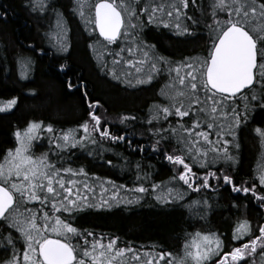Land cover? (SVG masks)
I'll return each mask as SVG.
<instances>
[{
    "label": "trees",
    "instance_id": "16d2710c",
    "mask_svg": "<svg viewBox=\"0 0 264 264\" xmlns=\"http://www.w3.org/2000/svg\"><path fill=\"white\" fill-rule=\"evenodd\" d=\"M89 1L88 13L94 24L93 5L97 0ZM31 3L32 0H0V104L12 99L16 101L12 108L0 111V162L9 149L15 148L17 130H25L32 121L42 122L40 136L33 141L30 154L47 153L56 168H71L72 173L61 172L60 175L65 181H76L71 185L72 198L80 196L86 200L79 201L83 206L74 214L53 211L51 199L47 204L25 201L26 207L37 216L48 211L50 215H61L62 219L72 223L79 234L66 242L78 248H82L86 239L90 246L92 239L108 243L115 238L117 247L135 249L139 255L150 252L157 261H160L159 254L164 253L160 264H169L182 257L185 244L190 243L196 233L213 234L222 241L220 250L207 264H218L224 253L259 235V226L264 225V200L258 198L264 196V184L259 181V170L264 167V136L256 129L264 130V105L245 111L246 103H259L251 99L252 93L258 97L261 94L259 79L253 88L237 95L234 102L225 101L226 110L231 113L233 108L238 109L243 121L235 128V135L226 130L228 124L225 123V134L223 138L219 137L217 133L221 129L207 128V123L212 121L203 116L199 117V127H194L193 122L198 118L196 112L179 117L173 111L165 116L161 109L159 118H153L158 106L169 103L161 90L173 82L177 76L176 68L181 66L180 75H184L187 69L182 67L183 63L192 62L191 58L208 59L217 36L214 21L219 19L222 24L227 13L217 9L213 16L214 0H189L188 7H184L181 0H135L139 8L152 3L165 5L164 11L155 13L154 22L148 20L152 15L151 8L147 13H138L141 24L129 43L148 51L157 68L148 73L153 76L151 81L146 78L145 83H137V76L128 75L118 66L113 71L110 65L101 61L96 49L92 48L94 40L100 38L95 30L89 32L84 28L76 7L77 0H46L49 22ZM173 5L180 8L179 19L165 22L163 17L167 12L177 14ZM58 12L62 13L66 28V46L67 40L73 38L66 51L60 50L50 35ZM176 22L179 28L173 26ZM150 35L158 40L157 49L151 43ZM119 39L113 43L101 39L106 42L103 51L111 50ZM104 57H110L109 51ZM159 57L165 60L160 62ZM25 58L29 61L27 68L23 66ZM25 70L28 73L23 79ZM70 84L73 87H69ZM244 95H248V101L243 99ZM198 96L202 103L194 108L212 105L211 100L203 103V88ZM97 100L99 104L90 107ZM91 112L101 117L100 126H95V133L90 138L95 143L86 147L79 143L67 148L57 147L53 141L65 131L74 130L77 140L82 137L79 126L89 121ZM215 123L219 125L220 121ZM48 124L53 126V132L47 131ZM184 127L193 128V133L208 132L212 143L194 134L188 139L189 134L182 131ZM103 131L110 135L102 136ZM225 139L230 141L228 145H224ZM185 140L188 143L198 141L193 147L207 150V161L199 152H187ZM225 147L235 160L212 162L214 156L222 155V151L216 153L214 149ZM168 155L184 156L185 163L192 166V183L201 185L199 189L190 188L179 179L184 166L169 161ZM81 168L83 173L79 171ZM209 172L217 175L209 176V186H204L203 178ZM225 175L231 176L232 182L226 183ZM253 184L255 192L233 190V185L251 189ZM141 186L145 192L139 191ZM101 187L102 194L99 195ZM169 189L173 191L169 193ZM177 193L182 194V199L176 198ZM157 196L163 199L158 200ZM105 201L111 207L104 204ZM244 220L250 223L252 231L236 240L234 229ZM38 222L43 224V220ZM9 235L18 256L25 247L19 231L9 221L1 219L0 264L14 252L13 245L8 243ZM48 235L62 238L56 233ZM126 255L130 260L132 253ZM141 258L147 260L149 257ZM236 264H264L261 248L252 257Z\"/></svg>",
    "mask_w": 264,
    "mask_h": 264
},
{
    "label": "snow or ice",
    "instance_id": "6c2138e0",
    "mask_svg": "<svg viewBox=\"0 0 264 264\" xmlns=\"http://www.w3.org/2000/svg\"><path fill=\"white\" fill-rule=\"evenodd\" d=\"M184 7H188L189 0H181ZM86 0H77V10L81 16H84V8ZM33 8L43 11L47 4L46 0H32ZM177 13L179 19L180 8L172 6ZM151 8L152 15L148 16L150 22H154L155 13L164 11L165 5H156L152 3L144 8H139L135 0H99L95 4V25L98 26L100 35L105 37L109 42L115 41L122 32L127 35L129 31L135 32L141 22L138 19V13H147ZM213 16L216 15V10H222L227 13V19L214 21L215 31L217 36L213 42L210 59L200 61L199 58H191L192 62L183 63L182 67L187 69L184 75H180L181 66L176 68L177 76L173 78V82L168 84L165 89L161 90V95L165 96L169 103L167 105L158 106L153 118H159L162 112L165 116L173 111L179 117H187L190 112H196L197 120L193 122L194 127H199L203 116L205 119L212 122L207 123V128L219 127L221 130L217 135L223 138L225 131H230L235 135V128L243 121L239 115V111L233 108L231 113L226 109V100H233L241 94L242 91H248L253 88L259 79L261 84V94L259 97L251 94L252 100H258V104H245V111L254 109L264 105V0H214L212 5ZM126 14V15H125ZM169 17H172L171 11L167 12ZM58 27L62 22V13H57ZM135 21V22H134ZM163 22V21H161ZM195 23V21H194ZM180 27L179 24L176 25ZM188 31L187 28L184 29ZM59 39V37H58ZM60 50L66 51L63 41L60 42ZM132 51L131 48L128 49ZM145 59H149V52L144 51ZM164 57H159V61H164ZM145 61H141L144 63ZM29 61L27 58L23 61V66L27 68ZM117 63V61H113ZM129 65L134 63L133 60L126 61ZM157 63L151 64L152 72H155ZM115 71V69H113ZM142 71L137 68V73ZM171 71V70H169ZM119 78V77H117ZM153 76L147 75V81H151ZM178 81V85L176 83ZM145 80L138 79L137 83H145ZM73 87V85H69ZM203 88L206 104L208 100L213 101L211 106L194 108V105L202 103L198 96L200 89ZM220 97L219 100L216 97ZM243 99L248 101V95H244ZM16 103L15 99L9 100L0 104V111H4L13 107ZM99 101L90 104V107L98 105ZM179 105V106H177ZM223 105V107H221ZM90 116L95 121L97 127L100 126L101 117L95 112H91ZM219 120L217 125L215 121ZM228 124L225 130L224 125ZM42 122L32 121L23 131L17 130L15 136L18 140V146L15 149H9L0 162V218H3L16 228L25 241V247L22 251L23 264H129L126 254L132 253L131 260L138 261L139 264H160L164 259V253H160V261L153 259V254L150 252L144 253L149 258L143 260L139 254H136L135 249L119 248L115 238L109 240L107 244L101 241H92L91 247L88 246L87 239L82 246V254H78V247L69 242L72 236L78 235V229L66 219H62L61 215H50L48 211H44L42 216L28 209L25 201H40L47 204L51 199V206L55 212H67L74 214L83 205L79 203L81 200H86V197H73V187L76 184L74 180L65 181L60 175L61 172L72 173L71 168H56L49 160L48 154L43 153L40 156L30 154L33 146V141L39 138ZM79 127L85 132L89 130V124L85 121ZM47 131L53 132V126L47 125ZM175 132V129H172ZM184 133L198 137L202 136L209 144V133L201 131L193 133V128H182ZM257 132L264 136V130L257 128ZM102 136L110 135L107 131L101 132ZM118 139L117 137H112ZM85 138L81 137L77 140L74 135V130H68L62 133L61 138L53 141L58 147L67 148L70 145L83 143ZM122 139V137H119ZM95 143V141H93ZM198 141L188 143L185 140L187 152H199L207 161L208 151L203 148H194L193 145ZM229 140H224V145H228ZM216 153L222 155L214 156L213 161L223 159L225 161H234L228 148H215ZM199 156L196 159L199 160ZM169 161H174L184 166V171L179 174V179L184 181L190 188L196 187L199 189L201 185L193 184L194 174L192 166L185 163L184 156L168 155ZM81 173L84 169L79 170ZM215 172H209L203 178V185L209 186V176H216ZM15 178V179H14ZM223 180L226 183L232 182V177L225 175ZM259 181L264 184V167L259 170ZM6 185H10L6 186ZM156 185H153L155 188ZM84 188H88L85 184ZM11 189V190H10ZM234 191L255 192L256 186L252 188H239L233 185ZM140 192H145L144 187L139 188ZM173 190L169 189V193ZM15 193V194H14ZM39 193V194H38ZM66 193V194H65ZM51 194V196H49ZM176 198L182 199V194L177 193ZM264 200V196L258 197ZM158 200L163 199L157 196ZM119 203L120 201L117 200ZM131 203V201H128ZM111 207L107 201L104 202ZM23 209V210H22ZM43 220V224L39 223ZM51 222V223H50ZM259 235L239 247L234 248L231 252L224 253L223 257L218 261V264H228L229 258L232 264L241 261L251 253H256L258 248H261V255L264 256V225L259 226ZM252 231L251 225L247 220L238 222L237 228L234 229V239L239 240L241 237L247 236ZM48 233H56L61 236V239H53ZM8 243L13 245V255L4 264H21L18 259L19 253L15 250V245L11 235H9ZM222 241L218 236L213 234L196 233L190 243L185 244V253L182 257H177L169 264H207L209 260L220 250ZM167 255L171 256L172 253Z\"/></svg>",
    "mask_w": 264,
    "mask_h": 264
},
{
    "label": "rangeland",
    "instance_id": "374dc122",
    "mask_svg": "<svg viewBox=\"0 0 264 264\" xmlns=\"http://www.w3.org/2000/svg\"><path fill=\"white\" fill-rule=\"evenodd\" d=\"M89 7H90V1L86 0V5H85V8H84V16L82 17L80 12H78V14H80V16L82 18V23H83L84 28L85 29L87 28V30L89 32H92L94 30V24H91V19H90L91 16L88 13V8ZM39 12H40L39 13L40 16H42V18L44 20H46V22H49L50 13L47 12L45 9L43 11L39 10ZM176 17H177V14L172 15V17L164 15L163 18H164L165 22H172L173 21L172 18L174 20H177ZM92 20H93V17H92ZM165 22H163V23H165ZM176 23H174L173 26L178 24V23L177 24ZM51 27H52V30L50 31V35L53 38V40L55 41L56 45L60 46V42L63 41L64 47L70 48L71 45H72L71 40L73 38L70 37V39L67 40V46H66V41H65V35H66L65 34V29L66 28L64 26V23L61 22L59 27H58V18H54V21L52 22V26ZM144 35L146 36L148 34L146 32H144ZM58 37H59V39H58ZM67 37H68V35H67ZM133 37H135V32L129 31V33L127 35H125L122 32L121 36L119 37L120 39L118 38L119 40L117 42V45L115 47H113L111 50L105 49L103 51V45L105 47L106 46V44H105L106 42L102 41L101 38L98 39V40H94V42L92 43V48L94 50L96 49V52L100 56L101 61L103 63H106L107 65H110L111 69L116 68V66H118V68L120 70H124L128 75H131L133 77L137 76L138 79H142V80L146 81L147 74L149 73V71H151V64L154 62V60L151 58V56H149V59L146 60L144 55H143L144 50H141L140 46H138V45L129 43ZM150 39H151V43L153 44L154 48L157 49L156 47H157L158 40L156 39V37L154 35H150ZM72 42H73V40H72ZM110 43H113V42H110ZM53 46L55 47V45H53ZM129 48L132 49L131 52L128 51ZM107 50L109 51V54H110V57H108V58L104 57L105 53L108 52ZM114 60L117 61V63L114 64L113 63ZM128 60H133L134 63L132 65H129L128 63H126V61H128ZM141 61H145V62L141 63ZM137 68H141L142 71L140 73H137ZM27 73H28V70H25L24 71V76H22L23 79L25 78V74L27 75ZM92 110L94 111V108H92ZM87 122L89 124L88 132H85L83 128H80L81 129L80 136L85 138L83 140L82 144L79 143V145L81 147H86L88 144H92L93 143L92 140L90 141V138H91V135H93V133H95V126H96L95 125V121L92 120V118L90 116V119ZM23 131H21V132L23 133ZM61 136L62 135H60L58 138H56L55 141H57L59 138H61ZM18 143L19 142L17 141V144H16L15 148L18 146ZM56 146H57V144H56ZM8 186L10 187V185H8ZM99 190H100V192H99V195H100V194H102V187ZM100 199H102V197ZM100 199H98V200H100ZM95 240L98 241L97 239H95ZM92 241H94V240L92 239L90 243H92ZM104 244H107V242H104ZM89 247H91V245ZM78 254H82V248L81 247L78 248ZM253 254L254 253H251L247 257H252ZM140 256H144V255L141 254ZM247 257H245V258H247ZM245 258H243L242 260H244ZM18 259L21 261V264H23L22 254H20V256H18ZM128 261H129V264H130V262H132L131 257H130V260H129V257H128ZM239 262L240 261H238L236 263H239ZM229 263H232L230 258H229Z\"/></svg>",
    "mask_w": 264,
    "mask_h": 264
},
{
    "label": "water",
    "instance_id": "95a60500",
    "mask_svg": "<svg viewBox=\"0 0 264 264\" xmlns=\"http://www.w3.org/2000/svg\"><path fill=\"white\" fill-rule=\"evenodd\" d=\"M98 2H99V0H98L96 3H98ZM110 2H112V1H110ZM96 3H95V4H96ZM93 14H94V21H95V5H94V13H93ZM94 27H95L96 35H97L99 38H101L102 40H106V41H108L105 37H103V36L100 35L99 28H98V26L95 25V23H94ZM117 39H118V38H117ZM117 39H116V40H117ZM116 40H115V41H116ZM112 42H114V41H112ZM211 50H212V48H211ZM210 53H211V51H210ZM208 59H210V54H209ZM208 59H207V60H208ZM243 92H244V91H242V93H243ZM1 219H3V218H0V220H1ZM53 239H57V238H53Z\"/></svg>",
    "mask_w": 264,
    "mask_h": 264
},
{
    "label": "bare ground",
    "instance_id": "6f19581e",
    "mask_svg": "<svg viewBox=\"0 0 264 264\" xmlns=\"http://www.w3.org/2000/svg\"><path fill=\"white\" fill-rule=\"evenodd\" d=\"M97 1H98V0H97ZM97 1H96V2H97ZM110 1H111V0H110ZM96 2H95V3H96ZM95 3H94V5H95ZM94 5H93V13H94ZM93 23H94V14H93ZM94 30H95V27H94ZM118 38H119V37H118Z\"/></svg>",
    "mask_w": 264,
    "mask_h": 264
}]
</instances>
